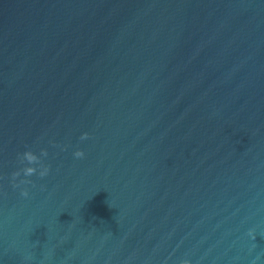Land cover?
<instances>
[{
  "label": "water",
  "instance_id": "1",
  "mask_svg": "<svg viewBox=\"0 0 264 264\" xmlns=\"http://www.w3.org/2000/svg\"><path fill=\"white\" fill-rule=\"evenodd\" d=\"M0 264H264V0H0Z\"/></svg>",
  "mask_w": 264,
  "mask_h": 264
},
{
  "label": "clouds",
  "instance_id": "2",
  "mask_svg": "<svg viewBox=\"0 0 264 264\" xmlns=\"http://www.w3.org/2000/svg\"><path fill=\"white\" fill-rule=\"evenodd\" d=\"M86 138H87V133H85V134L81 137V139H86ZM26 155L28 156L29 160H31V159L33 158V157L31 156V154H26ZM74 155H75L77 158H81V157H83L84 153H83L82 151H76V152L74 153ZM32 173H33V169L29 168V169L26 170V174H27V175H31ZM47 174H48V171L46 170L45 172L41 173V177H44V176H46ZM25 183H30V181H27V182H25ZM22 195L27 196V195H28V192H27L26 190H24V191L22 192ZM250 235H251V233H250ZM253 238H255V237L253 236Z\"/></svg>",
  "mask_w": 264,
  "mask_h": 264
}]
</instances>
